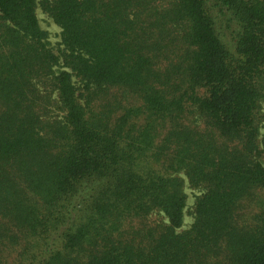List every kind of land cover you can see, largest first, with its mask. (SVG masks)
Wrapping results in <instances>:
<instances>
[{
	"label": "trees",
	"instance_id": "1",
	"mask_svg": "<svg viewBox=\"0 0 264 264\" xmlns=\"http://www.w3.org/2000/svg\"><path fill=\"white\" fill-rule=\"evenodd\" d=\"M263 191L264 0H0V264H264Z\"/></svg>",
	"mask_w": 264,
	"mask_h": 264
},
{
	"label": "rangeland",
	"instance_id": "2",
	"mask_svg": "<svg viewBox=\"0 0 264 264\" xmlns=\"http://www.w3.org/2000/svg\"><path fill=\"white\" fill-rule=\"evenodd\" d=\"M39 22L42 26L43 29L47 30L49 33V42L51 46L55 49L58 50V48L61 47L60 42H61V28L57 26L53 20L42 11V9L37 10ZM186 192L188 195V207H187V212L185 214V225L184 228L189 227L192 222H193V215L191 214L192 207L195 203L196 196L198 194V191L191 188L189 184H186ZM261 196L264 198V191L261 192ZM258 206V205H257ZM256 206V207H257Z\"/></svg>",
	"mask_w": 264,
	"mask_h": 264
}]
</instances>
